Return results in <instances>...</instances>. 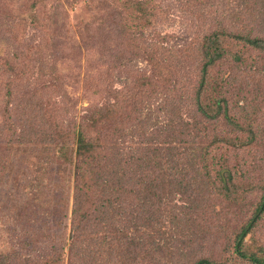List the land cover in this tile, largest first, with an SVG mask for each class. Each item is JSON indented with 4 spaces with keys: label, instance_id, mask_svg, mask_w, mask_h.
Wrapping results in <instances>:
<instances>
[{
    "label": "rangeland",
    "instance_id": "obj_1",
    "mask_svg": "<svg viewBox=\"0 0 264 264\" xmlns=\"http://www.w3.org/2000/svg\"><path fill=\"white\" fill-rule=\"evenodd\" d=\"M89 1H51L39 6L38 0H0V154L6 141L11 142L0 171V253L22 246L36 254L39 250L56 251L68 264L74 246L73 165L62 156L60 142L50 140L62 127L71 130L84 109L101 100V96H94L93 91L85 88L84 81L92 66H98L102 43L96 38L94 43H88L82 37L88 34L108 37L106 60L108 66L116 67L113 88L130 82L126 79L127 70L149 71L150 65L143 57L130 60L132 52L126 43L131 36L123 37L120 33L117 24L120 20L112 14L113 10L107 4L101 7L103 0H95L93 4ZM151 1L158 15L155 24L143 30V37L148 38L147 45L163 54L166 62L168 59L176 66L177 82L163 78L156 83L157 87L149 86V90L158 91L148 99L147 110L155 116L159 108L164 109L168 121L174 114L170 102L179 96L188 99L197 89L201 66L198 49L205 34L222 26L235 29L243 19L245 25L252 26L254 35L264 36V28L258 19L253 21L249 14L242 13L244 10L240 11L245 0ZM33 3L36 8H32ZM45 8L50 9L48 15L55 16L52 23L43 15ZM35 11L43 21L40 27L32 22ZM53 35L59 39L54 49ZM123 48L124 62L129 58L126 70L118 67L113 56ZM15 53L21 58L19 61L12 59ZM247 59L237 68L221 66L233 70L230 86L233 91L228 96L231 107L242 121L254 124L257 134L248 148L230 151L228 155L233 164L241 167L237 176L244 174L240 181L243 183L248 176L255 182L264 178V54L252 50ZM10 61L17 75L7 70L6 62ZM53 67L55 77L58 74L62 85L64 82L62 91L57 86H45L51 80L49 72ZM130 86L134 84L130 82ZM183 111L188 113L187 106ZM189 114L192 122L195 117L191 106ZM156 122L155 116L153 123ZM259 182L245 194L242 190L241 196L232 202L216 191L209 193L203 184L195 182L199 185L197 198L203 210L190 213L192 209H188V227L184 208L174 210L175 219L159 217L161 223L165 222L156 227L165 243L162 249L165 256L160 264H194L201 257L223 264H253L250 256L241 257L239 250L260 254L264 249V210L259 218L255 213L263 192ZM175 200L182 203L179 196ZM254 217L258 219L240 242V229ZM154 260L146 264H153Z\"/></svg>",
    "mask_w": 264,
    "mask_h": 264
},
{
    "label": "trees",
    "instance_id": "obj_2",
    "mask_svg": "<svg viewBox=\"0 0 264 264\" xmlns=\"http://www.w3.org/2000/svg\"><path fill=\"white\" fill-rule=\"evenodd\" d=\"M51 1L60 3L62 0H38L36 3L49 5ZM36 3L32 8H36ZM150 3L151 0H103L101 3V7L107 4L112 14L119 18L118 29L123 37L131 36L126 43L132 52L130 60L143 57L150 65L149 71L127 70L126 79L134 86L128 82L120 88L112 87L116 67L108 66L106 60L108 37L89 34L82 37L88 43H94L95 38L102 43L98 66L90 67L84 81L85 88L93 91L94 96H101V100L84 109L71 130L62 127L50 140L60 142L62 156L73 165L74 246L68 264H146L152 259H155L153 264H160L161 257L163 260L165 256L162 250L165 243L156 227L165 222L161 223L159 217L175 219L174 210L184 208L188 227V209H192L190 213L199 208L203 210L197 198L199 183L209 193L216 191L221 198L232 202L241 196L242 190L245 194L255 189L259 182L251 181L250 176L245 183L240 182L244 175L237 176L241 167L233 164L228 156L230 151L252 145L257 134L254 124L242 121L231 107L228 96L233 91L230 88L233 70L221 66L228 64L237 68L248 61L247 54L252 50L264 54V36L254 35L250 24L246 30V19L240 20L241 24L235 29L222 26L205 34L198 49L200 78L194 95L188 99L179 96L170 102L174 114L168 121L167 113L159 108L154 124L155 116L149 115L147 105L148 99L158 90H149V86L157 87L156 83L163 78L176 83L174 73L177 69L168 59L166 62L162 53L147 45L148 38L143 37L144 29L151 28L158 15L157 7ZM47 10L50 9L45 8L43 15L52 23L55 16L48 15ZM243 10L251 20L262 22L264 28V0H245L240 8ZM36 11L32 14V22L40 27L43 21ZM58 41L57 36H51L52 49ZM113 56L118 67L126 70L129 58L124 62V48ZM12 59L19 61L21 58L15 53ZM6 63L7 70L17 75L12 61ZM54 70L56 73V68H51V80L45 86H57L62 91L64 82L62 85L58 74L55 77ZM186 106L188 113L185 114ZM190 106L195 117L192 122ZM32 136L38 137L37 134ZM9 143L6 141L0 154V171L8 158ZM194 184L198 186L193 187ZM259 184L263 192L255 211L258 218L264 210V178ZM176 196L182 203L175 200ZM257 219L254 217L240 229V242ZM30 249L22 246V249L1 252L0 264H64V258L56 251L39 250L36 254ZM239 253L244 258L250 256L253 264H264V249L260 254L245 249ZM194 264L223 263L201 257Z\"/></svg>",
    "mask_w": 264,
    "mask_h": 264
}]
</instances>
